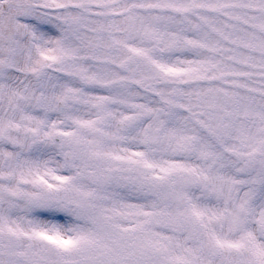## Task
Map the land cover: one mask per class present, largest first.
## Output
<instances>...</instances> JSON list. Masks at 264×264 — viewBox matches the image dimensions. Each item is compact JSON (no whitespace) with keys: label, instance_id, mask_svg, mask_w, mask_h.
Returning <instances> with one entry per match:
<instances>
[{"label":"snow or ice","instance_id":"1","mask_svg":"<svg viewBox=\"0 0 264 264\" xmlns=\"http://www.w3.org/2000/svg\"><path fill=\"white\" fill-rule=\"evenodd\" d=\"M0 264H264V0H0Z\"/></svg>","mask_w":264,"mask_h":264}]
</instances>
